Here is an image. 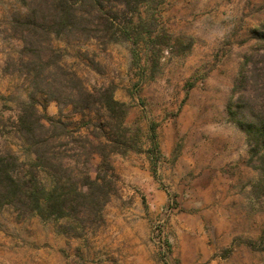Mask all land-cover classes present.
Listing matches in <instances>:
<instances>
[{"label":"rangeland","instance_id":"obj_1","mask_svg":"<svg viewBox=\"0 0 264 264\" xmlns=\"http://www.w3.org/2000/svg\"><path fill=\"white\" fill-rule=\"evenodd\" d=\"M30 1L0 0V146L23 162L35 160L16 131L31 95L40 114L69 124L65 142L91 133L87 126L79 132L85 120L72 106L53 101L44 108L16 69L26 51L13 17ZM263 24L264 0H154L118 14L117 40L107 45L54 36L69 70L92 90L112 86L128 108L114 132L122 144L110 157L113 192L101 224L81 236L65 232V220L22 218L4 208L0 264H264V182L228 113L257 44L253 31ZM66 147L71 158L72 144ZM101 162L95 154L89 163L93 179ZM40 178L52 187L49 175Z\"/></svg>","mask_w":264,"mask_h":264},{"label":"trees","instance_id":"obj_2","mask_svg":"<svg viewBox=\"0 0 264 264\" xmlns=\"http://www.w3.org/2000/svg\"><path fill=\"white\" fill-rule=\"evenodd\" d=\"M154 0H31L26 13L13 17L12 29L23 42L26 53L15 64L30 80L33 94L50 102L72 106L83 115L81 127L91 130L67 138L68 123L40 114L31 95L22 104L16 131L29 146L34 161H21L9 146H0V211L13 209L22 218L38 216L43 220H65L75 236L101 224L102 212L110 202L113 183L110 157L120 141L115 130L123 125L128 108L115 99L114 88L90 89L84 78L69 70L53 45L54 36L65 43L92 40L109 44L118 14L139 10ZM117 6V5H116ZM120 33L131 39L128 27ZM113 35V36H112ZM130 36V37H129ZM257 44L246 55L228 105L230 120L247 136L254 168L264 182V24L253 31ZM93 130V131H92ZM94 136L96 141L91 139ZM155 143V142H153ZM72 144L74 154L65 157L63 148ZM98 154L102 158L99 173L93 179L89 163ZM44 172L52 178V187L41 180Z\"/></svg>","mask_w":264,"mask_h":264}]
</instances>
